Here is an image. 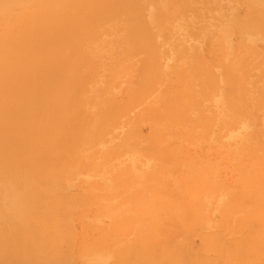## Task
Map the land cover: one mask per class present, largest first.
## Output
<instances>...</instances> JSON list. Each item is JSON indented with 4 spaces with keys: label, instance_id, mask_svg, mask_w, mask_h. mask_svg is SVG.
I'll return each instance as SVG.
<instances>
[{
    "label": "rangeland",
    "instance_id": "rangeland-1",
    "mask_svg": "<svg viewBox=\"0 0 264 264\" xmlns=\"http://www.w3.org/2000/svg\"><path fill=\"white\" fill-rule=\"evenodd\" d=\"M137 1L0 0V77L5 73L8 76H3L2 82L0 81V92L2 93L0 94L3 95L2 97L0 95V259L4 258L3 264H124V257L128 250L131 258L128 264H140L141 255L138 251L143 243L140 238L141 229L145 222L153 224L158 220L156 213H150V206L156 196H160L158 199L160 202L162 200L163 203H169L168 198L174 199L175 197L173 192L168 193L169 189L182 192L180 198L176 193V199L182 200V194L186 192L182 190L187 189L184 185L191 181L192 185L197 182L196 170L198 168L204 170L199 172L202 178L208 181L206 186H202L203 189L210 188L215 184L213 180L216 179V184L222 185L223 191L215 193L209 201L205 202L204 212H208L207 216L203 215L199 218V223L190 231L188 241L194 244V247H198L197 254H206L210 258H215L223 251L219 248L223 240L213 241L207 246L202 245L205 236L216 233L224 234V240L228 239V241L231 239L238 241L240 238L244 241L247 237L250 240L256 238V241L251 240V248L254 244L264 243V232L257 236L256 232L250 230V224L254 222L251 218L254 213L258 216L257 224L260 228H264V184H262L264 183V171L254 168L252 164L254 156L264 160V105L257 112H244L242 109L244 113L238 117L237 109L239 108L235 107V102L223 106L222 101H218L221 97L220 91L214 92L204 106L201 104L205 112L216 115L220 120V125L218 130L207 131L203 136L200 134L186 141L185 152L194 156L190 158L194 160L195 165L200 162L198 166L191 165L187 160L180 161L177 165H169L170 161L165 156L172 155L173 151L165 155L163 151L155 153L154 150L150 153L147 151L142 153L143 143L148 135V124L145 121L137 124L139 129L137 136L142 141L140 149L130 155L124 149L117 150L116 158L125 160V174L121 171L111 176L107 175L102 168L87 166L88 162L85 159L90 156L88 161L91 165L93 161L100 162L101 158L106 156L105 150L111 141H119L117 137L120 138V133L114 129L120 131L126 128L118 121L112 129L106 120L110 114L107 111L110 109L116 111L125 102H130V110L141 111L148 106V102L150 104L151 99L156 100L153 96L160 92L159 88L165 87L164 85L162 87L163 83L159 84V88L154 89L143 100H136L134 96V93L142 88V84L148 79V75L146 77L141 69L137 70L138 63L146 59L148 53L145 56L144 51H140L130 57L132 59L126 56L125 52L135 44H139L141 37L136 35L132 38H125L123 36L124 30L120 28L122 18L119 14L126 13L123 7L126 8L128 5L132 12L133 4ZM140 1L146 4L140 17L141 21L149 22L151 14L158 15L162 11L172 10L171 5L167 6L169 0ZM196 1L197 6L199 4L202 6L207 2L212 3V0ZM107 4L118 14L117 19L112 22L114 26L111 30H108L105 25H102L103 27L96 25L93 19L92 22L91 19L88 20L89 17H94L97 10L102 11ZM213 9L214 15L216 13L215 19L212 14L211 16L206 14L204 18L201 17V13L191 14L194 16L193 26L188 23L187 19H184L191 16L190 11L182 12L184 18L180 16L175 19L170 18L171 20L164 24L161 42L169 45L166 47L171 45L182 47L186 42L193 45L190 52H185L184 59L170 58L168 54L167 57H162L164 62L168 58V63L171 65L167 71L176 67L179 69L177 71L179 77H191L194 74L197 77L198 72L194 70V67L201 61L204 67L202 72L206 74L207 63L216 66V62H212L213 57H217V63L221 65L233 62V56L237 53L230 55L231 48L237 43L241 55L259 60L255 69L259 77L252 88L258 89V85H264V19L254 18L255 14L264 11V0H228V2L223 1L221 9L217 7ZM105 12H107L106 9ZM68 15L78 16L80 20L86 21L84 22L86 26L80 27L78 31L84 43L67 63L62 79L46 76L48 72L46 74L41 72L39 75L36 70L39 68L43 71L44 68L41 67H44V64L39 66L38 58L41 59L39 62L43 63L48 61L52 54L51 51H44L43 48L37 50L38 44L45 43L46 39L54 42L55 36L60 38L59 31L64 28V21L68 19ZM206 19L209 21H204ZM239 19L243 20L241 31L238 30ZM31 21L33 25L30 24ZM202 21L205 23L203 24ZM236 21L239 23L237 24ZM115 22L117 25L114 24ZM119 31L124 39L118 38ZM59 40L61 41V38ZM59 40L57 39V42L60 45L62 43ZM233 41L236 42L233 43ZM50 49H52L51 46ZM88 51L90 53H87ZM19 56H22L19 59L20 62L16 61ZM22 58L28 60L27 64ZM119 58L123 60L118 63ZM103 59V64L109 69L106 72L98 70L94 73L91 67L94 66L96 60L103 62ZM112 59L114 62L111 61ZM12 62L15 63L12 65ZM34 62H36L35 66L38 63L35 68L32 65ZM28 68L35 69L37 78L23 84V77L26 76L27 79V77L35 76H31ZM10 72L14 74L11 75ZM80 73H83L85 78L87 73L84 81L88 79V87L84 91L79 90L76 83L77 75ZM170 74L172 72L167 73V75ZM37 75L44 76V79ZM39 78L45 82L38 81ZM34 80V84L31 83ZM18 86H22V89ZM72 87H76V90L72 91ZM60 92H62V99L59 98V100L56 94ZM262 92L264 93V86ZM14 94L17 98L13 96ZM44 96L54 97L55 101L49 100V97H47L48 100L42 99ZM78 98H81L80 104H76ZM54 103L59 107H56ZM262 104H264V96L258 106ZM46 106L45 111L52 107L49 108L50 112H53V107L54 109L60 108L55 111H58L56 116H59V121H51L52 118L47 120L49 123L54 122L53 127L51 123V128H49L56 134L54 139H51V134V137L48 135L51 132L46 131L45 126L40 125L41 113L44 114L42 125L45 123L43 117L46 118L45 115L49 114L44 112ZM244 114V118L241 119ZM31 117L35 118L32 121L33 125H31ZM228 120L229 125L224 127L223 124ZM57 122L61 123L59 127L58 125L56 127L58 134L56 129L53 130ZM38 125L41 131L43 130V135L44 132H48L47 138L46 135L45 137L40 135ZM76 125L84 131L79 140L76 139ZM29 126L34 127L30 129ZM175 135L168 134L164 140L160 141L159 145L162 150L166 151V146L169 145H179V143L169 144ZM44 140L49 141L46 142L49 144L47 145ZM76 141L80 147L75 152L73 144ZM64 153L65 156H63ZM72 153L84 160L79 161L80 170L73 168L72 164L66 170L60 168L61 160H66L67 155V160L72 159L74 156ZM116 158L112 160L115 161ZM159 162L167 167H173L172 172L166 171L160 175V172L155 170ZM54 165L56 169H60H57L55 174L49 173L44 177L50 168H54ZM249 166L250 171H247L246 167ZM150 168L157 174L151 175ZM71 170L69 174L65 172ZM186 170H190V173L188 174ZM251 175L255 177L254 185L249 184ZM257 175H260L261 179H258ZM260 181L262 182L259 183ZM162 182L166 185L164 186ZM28 184L33 187V202H31L30 209L27 208L29 215L23 219L18 216L22 213V208L11 209L6 200L1 201V197L4 196L6 190L15 188L17 191H22ZM257 186L260 190H257ZM143 187L147 190L145 196L141 193ZM251 187L257 190L256 194H254L255 189ZM234 195L239 197L240 204L230 201L234 200ZM55 207L61 208L66 214L61 218L56 216ZM17 210L20 213H17ZM157 210L159 206L153 208V212ZM166 213H163L166 220L164 218L162 220L164 219L163 221L169 225L167 217L169 215ZM47 214L51 217L49 218ZM127 216H132L134 223L130 224L128 233H124L121 240V237L119 239L114 234L115 230L111 227V223H116L117 230L121 232L122 221L126 220ZM223 222H226L227 228L224 226L220 228ZM110 233L111 238H115L118 243L113 240L108 244H99V241L105 238L103 235L109 236ZM179 238H183L181 233ZM260 240L261 243H259ZM229 243L226 242L225 245ZM246 248L245 243L243 248L239 247L237 250L241 252L240 250ZM262 250L264 251V246ZM231 251L237 252L236 249H231Z\"/></svg>",
    "mask_w": 264,
    "mask_h": 264
},
{
    "label": "bare ground",
    "instance_id": "bare-ground-1",
    "mask_svg": "<svg viewBox=\"0 0 264 264\" xmlns=\"http://www.w3.org/2000/svg\"><path fill=\"white\" fill-rule=\"evenodd\" d=\"M223 1L228 2V0H212V3L207 2L206 4L202 6L201 4L197 6L196 0H169V2H167L168 3L167 6L171 5L172 10L170 12H167V10L162 11L158 13V15L151 14L149 17L150 19L149 22L146 20L141 21V18H140L143 14V10L146 5L145 3H143V1L141 2L140 0H138L137 2H135L133 4L134 10L132 12L129 8V5L126 6V8L125 6L123 7L126 13L119 14L122 18L121 19L119 16V18L122 20V26L120 28L124 30L123 36L125 38H132V37H135L136 35L141 37V41L139 42V44H135L134 46L131 47L129 51L125 52L126 56H128V58L133 57L136 54H138V52L140 51H144L145 56H146V53H148V56L146 57V59L141 60V63L140 64L138 63L137 65V70L141 69V71L146 74V77L148 75V79L144 82V84H142V88H140L134 93L136 100H143L147 98L149 94H151L154 91V89L159 88L158 86L159 84L161 85L163 83L162 87L164 86L165 87L159 88L160 92L156 93V95L153 96V97H156V100L151 99L150 104L148 102L147 103L148 106L144 107L141 111L134 112L130 110L129 109L130 102H125L120 108H117L116 111H113L111 109L110 111H107V113L110 112V114H109V118L106 120L108 121L107 123L112 129H114L113 125L116 126L118 121L122 123L123 126H126V128H122V130L120 131L114 129V131L120 133V138H118L116 134V137L117 139H119V141L112 140L110 145H108L105 150L106 156L104 158H101V161L99 160L100 162L93 161L92 162L93 166L89 164V161H88V159H90V156L87 159H85L86 162H88V165H87L88 167L102 168L107 175H111V176L116 175L121 171L123 172V174H125L126 173L124 170L125 160L122 158H118V157L116 158L118 154L117 150L119 149L120 151L124 149L128 152V155H130L132 154V152L135 153L136 151H138V149H140V146L142 145V141H140L137 136L138 131H139V129L137 128L138 127L137 124L140 121H145L148 124L147 126L148 135L145 138V141L143 143V148L141 147L143 151L142 153H145L146 151L150 153V152H153L154 150L155 153H157L158 151H163L165 155L167 152L173 151L172 155L165 156L167 157V160L170 161L169 165L170 164L177 165L180 161H185V160H187L191 165H195L194 160L190 158L194 156H191L185 152L186 141L192 140L193 137L197 135L199 136L200 134L201 136H203L204 133L207 131L211 132V131H214L215 129L218 130L219 125H220V120L216 117V115L214 116L213 113L205 112V108L201 106V104L203 106L205 105L208 98L211 97L214 94V92L220 91L219 93H221V97L218 99V101L221 100L222 101L221 103H223L222 104L223 106L231 105L233 104V102H235V107L238 106L237 108H239L237 109L238 117H240L246 111L257 112L260 109V107L264 105L262 104L261 106H258L259 104H261L263 96H264V93L262 92L264 85L262 84L260 86L257 84L259 86V87L257 86L258 89H255V90L252 89L254 87V82L259 77L258 73H256V70H255L259 63V60L251 59L247 55L245 56L241 55V52L239 51V45L237 43H235L233 47L231 48L230 55H233L234 52L237 53L236 55L233 56V62L230 61L229 63L221 65L217 63L218 62L217 57H213L212 62H216V66H213L212 63H207L205 66V72L207 73L205 74L204 72H202L204 67H202V63L200 61L194 67V70L198 72L197 77L195 76V74L194 76H191V77H179L177 76V71L179 69L175 67L167 71L168 67L171 66L170 63H168V58H166L167 60L165 62L162 60L164 59L162 57H167V54L168 56H170V58L184 59L185 52L189 51L190 48L193 46V45H190L189 42L188 43L186 42L183 44L182 47L181 46L176 47L173 45H171L170 47H166L169 45H167L166 42H161V32L163 30V26L165 23H167L171 19L178 18V16L184 18L182 15V12L184 11H190V15L191 14L197 15L196 13H198L199 15V13H201L202 16L201 15L200 16L203 18L204 16H207V15L211 16V14L213 16L214 15L213 8L217 7L218 9H221ZM108 5L109 4H107V6H104L102 8V11L97 10L96 13H94V17L92 18L89 17L88 20L91 19V22H92V19H93L96 22V25L97 24L101 26L105 25L106 27H108V30H111L113 28L112 26H114L112 22H114V20L117 19L118 14L114 12V9H110V6L108 7ZM105 9L107 10V12H105ZM193 15H191L190 17L184 18V19H187L188 23H190L192 26H193V18H194ZM215 15L213 16L214 19H215ZM82 18H84V16H82ZM246 19H244L245 22H247ZM254 19H264V11L259 12V14H255ZM204 21L207 22L209 21V19H206ZM204 21H202L203 24L205 23ZM64 22H65L64 28L59 31V36L62 42L59 40L60 38L55 36L56 39H54V42H50L48 39H46L45 43L44 42H43L44 44L42 43L43 45L38 44L39 47L37 48V50L43 48L44 51H47V52L51 51V54H52L50 59H48V61H44L43 63H40L39 61L41 59L38 58L37 62L39 63V66H42L41 64H44V67L42 66L41 68L45 69V70L43 69V71H40L41 69L38 68V70L36 71L39 72V75L41 72L43 74H46L48 72L46 76L48 75L52 77L53 79H59V80L62 79L63 73L67 69L66 67L67 63L70 61L71 57L75 54V52L76 51L78 52L80 50L81 45L84 43L82 42L83 41L82 35H79L78 31L81 29L80 27L86 26L84 23L86 21L80 20L78 16L76 17L73 15L71 16L68 15V19H65ZM242 22H243L242 19L240 20V23L236 21L237 24L239 23L238 24L239 31H241V28L243 27ZM30 24L33 25V21H31ZM114 24L117 25L116 22ZM102 27L100 28L102 29ZM116 27L117 26H115V28ZM186 30L188 29L186 28ZM124 37H122V34L119 31L118 38L121 40V39H124ZM67 38L69 39L67 40ZM57 39L62 44L59 45V43L57 42ZM234 42L236 41H233V43ZM58 45L60 46V51H59ZM50 46L52 47V49H50ZM87 53H90V51H88ZM21 57L20 56L17 57L18 59L15 57L17 59L16 61H18ZM32 60L36 61L34 58H32ZM121 60L123 59L119 58L117 62L119 63L121 62ZM20 61L21 60H19V62ZM27 61L24 60V63L26 62L27 64ZM111 61L114 62V59H112ZM14 63L15 62H12L11 64L13 65ZM28 63L30 65V62ZM31 63H33V61H31ZM35 63L36 62L32 64L34 65L33 66L34 68L38 66L37 65L38 63L36 64V66H35ZM103 63H104V59H103V62L96 60V62L94 63V66L91 67L94 70V73H96V71L98 70L106 72V70L109 69V67H107ZM11 64L10 66H12ZM34 68H31V69L28 68V69H30L29 73L32 74L31 76H34V75L35 76L29 77V78L27 77V79L25 78L26 76L23 77L24 78L23 84L25 82H30L32 79L36 80L37 72L35 71ZM18 69H19V66H18ZM32 69L34 70L32 71ZM168 72H172V74L167 75ZM10 73L11 75L14 74L12 72ZM87 73H86V78H87ZM3 76H6V73L5 75L3 74ZM3 76L0 77L1 82H2L1 78ZM43 77L44 76H41L40 78L44 79ZM19 78L22 79L21 77ZM84 78L85 76L83 75V73H80L77 75V79H76L77 86L79 87L78 89L82 91L86 90V88L88 87L87 85L88 79L85 82ZM196 78H199V80H196ZM39 79L38 81L45 82V80H41V79L39 80ZM35 80L32 81L31 83L35 82ZM16 81L18 82V80ZM83 81L85 83V87L83 85ZM21 82L22 81H20V83ZM16 84L18 85L19 83H16ZM3 86L2 88H4ZM11 88L13 89L14 87H11ZM19 88L22 89V86H20ZM56 89L59 90V88H56ZM74 90H76V87H72V91ZM62 92H60L59 94L55 93L56 95H58V97L56 96L55 97L58 99L59 98L62 99ZM52 94L54 95V92H52ZM2 96L3 95H1V97ZM13 96H16L17 98V95L14 94ZM47 97L44 96V98L42 99L48 100ZM51 98L52 97H49V100H53L54 102L55 101L54 97L52 99ZM80 101H81V98H78L76 100L77 102L76 104H80ZM57 106L59 107V105L56 104V107ZM46 108L47 106L44 108V112L45 114L46 113H49V114L45 115L46 118L43 117V119L45 120L43 122L45 123H43L42 125L41 123L42 115L44 114L41 113L42 115H41L40 125L41 127L45 126L44 129L51 133L48 134V132H44V135H43V132H42L43 130L41 131L40 125H38L37 129L39 130L40 128L39 130L41 132L40 135L45 137L46 134H48L49 136L51 134L52 135L51 139H54L53 137H56V134L53 133L51 129L49 130V128H51L50 126L51 123L53 127V123L56 122L57 120L59 121L60 119L59 116H56L57 115L56 113L58 111L57 112L55 111L57 109L60 110V108L54 109L53 107V112H55L54 115H53V112H50L51 110H49V108H52V107H49L47 111H45ZM242 109H244V112L242 111ZM40 110H43V109H40ZM40 112H43V111H40ZM52 115L53 117H51ZM244 116L245 114L242 116L241 119H243ZM34 119L35 118L30 119L31 122ZM47 120H51L54 122L49 123V121L47 122ZM60 122L59 123L57 122V124L55 123V126H54L55 128H53V130L56 129L57 125L59 127V125L61 124ZM230 123L232 122L230 121ZM31 125H33V122ZM228 125H229V120L223 124L224 127ZM32 127L34 126H31L30 129ZM57 129L55 130L56 133H57ZM30 131L32 132V130ZM75 131H76V136H77L76 139L79 140V138L82 136V133H84V131L78 125H76ZM168 134H176L175 137L171 141H169L170 142L169 144L179 143V145L166 146V151H164L162 150L159 144H160V141L164 140L166 138V135ZM47 137L48 136L46 135V138ZM44 141L45 143L49 142L46 140ZM46 144L48 145L49 143H46ZM73 145H74L73 149L76 152V149H78L80 145L78 144V141H76V143H74ZM63 156H65V153ZM67 156H66V160H63V161L61 160L62 163L60 165V168H64L66 170V168L72 164L73 168H77V170H80L78 166H79V161L81 158H79L78 155L74 154V156H72V159L67 160L68 158ZM160 157L163 158V156H160ZM113 158H116V160L113 161L112 160ZM252 160H253L252 164L254 168H258L260 171H264V160H262L261 158L257 156H254ZM82 161L84 160L81 159V162ZM199 164L200 162L197 163L195 166H198ZM60 168H57V169H60ZM172 168L173 167H169V166L167 167L166 165L160 162L159 164H157V166H155V170L158 173L160 172V175L166 171L172 172ZM57 169L55 168V165H54V168H50L45 173L44 177L49 175V173L55 174L57 172ZM150 169H151V172H150L151 175H153V173L157 174L156 172L153 171L152 168ZM246 170L250 171V166L246 167ZM196 171H197L196 173L197 182L193 183L192 185L190 184L192 182L191 181L189 184L184 185L187 187V189L182 190V191H186L185 193L182 194V200L179 199L180 193L182 192H178V191L174 192L169 189H168V193L173 192V194L175 195L174 199L168 198L169 203H163L162 200L160 202V200H158L160 196L158 197L156 196L155 201L150 206V213L151 214L156 213V219L158 220L155 221L153 224L145 222V225H143L141 229L140 238H142L143 243H142L141 249L139 248V251H138L139 254L141 255L140 264H264V251L262 250L264 243L262 245L254 244L252 248L250 247L251 240L255 239L256 241L257 240L256 238H252L250 240L247 237L244 241L241 238L238 239V241L235 239H231L230 241H228V239L224 240L225 237L223 236L224 234L222 233L211 234L209 236H205V240H203L202 245L207 246L208 244L211 245L213 241L223 240V242L219 245V248L222 249L223 251L218 253V256H216L215 258L214 257L210 258V256H206V254L204 255H201L200 253L197 254L199 252L198 247H194L195 245L188 241L191 235L190 231L192 228H194L195 225L199 223L200 221L199 218H201L203 215L205 217L207 216L208 212H204V209L206 208L205 202L209 201L210 198L215 193L219 191L220 192L223 191V187L222 185L220 186L216 184V179H215L213 180L215 181L214 182L215 184H213L208 189L207 188L203 189L202 186H206L208 183V181L202 178L200 174V172L204 170L201 168H198ZM65 172L69 174L70 172H72V170L65 171ZM186 172L189 174L190 170H186ZM257 176H258V179H261L260 175H257ZM249 180H250L249 184L254 185L253 181L255 180V177L253 175L250 176ZM261 182L262 181H260L259 183ZM162 184L164 183L162 182ZM165 185L166 184H164V186ZM189 186L190 188L188 189ZM251 189H255V188L251 187ZM255 190H254V194H256L257 190H260V187L257 186V190L256 191ZM233 191L235 192L236 190H233ZM33 193H34L33 187H31L28 184L27 187L23 189L22 191H17V189L15 188L6 190L4 192V196L1 197V201L3 202L6 200V202L8 203V206L11 209L12 208L14 209L15 207L22 208V213L18 211L19 209L17 210V213L19 212L20 214H18V216H21V218L24 219V217L27 218V216L29 215V213H27V208L29 210L30 206H32L31 202H33ZM141 193L143 196L147 194L146 187H143L141 189ZM176 193L179 194V198L177 199H176ZM238 199L239 197L237 195H234V200L231 199L230 201L234 202V204L235 203L240 204V201ZM158 206H159V210L153 212V208H157ZM55 208L56 209H54V213L56 216L61 218L62 216L66 214L65 211H62L61 208L60 209H58L57 207ZM46 211L48 213V210ZM163 213H166L167 215H169L167 216L169 219L168 221L170 223L169 225L165 221H163L165 219ZM24 214H26V216H24ZM255 214L256 213H254V216L251 217L254 220V222L252 221V223L250 224V230L256 232V235L258 236L259 234H263L264 228L263 229L260 228L259 225L257 224L258 216H256ZM47 216L49 217V214H47ZM162 218L164 219L162 220ZM133 221L134 220L132 216H129V217L127 216L126 220L123 219L122 226H121V232L117 230L116 223H111V227L115 230L114 234L117 235L119 239L121 237V240H122L123 238L122 235H124V233H128L129 226ZM222 226L227 228L226 222H223L222 224H220V228ZM107 228H109V226ZM107 228H105V230ZM180 233L183 238H179ZM103 237L105 238H103V241L101 242L99 241V244H102V243L108 244L110 241L115 240V238H111V233L109 236L103 235ZM113 242L118 243L117 240ZM226 242H230L229 245H225ZM245 243L247 245V248L244 250H240L241 252H239L237 249L239 247L243 248V245ZM259 243H261V240ZM66 245L69 247L67 243ZM231 249H236L237 252H232ZM129 252L130 251L128 250V252L126 253L124 257L125 258L123 262L124 264H128V261L131 260ZM3 262H4V258H1L0 264H3Z\"/></svg>",
    "mask_w": 264,
    "mask_h": 264
}]
</instances>
